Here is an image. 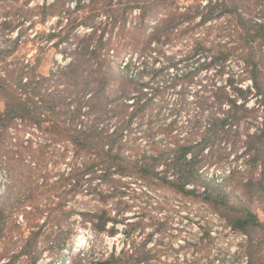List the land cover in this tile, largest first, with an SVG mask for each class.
Listing matches in <instances>:
<instances>
[{
  "label": "trees",
  "instance_id": "16d2710c",
  "mask_svg": "<svg viewBox=\"0 0 264 264\" xmlns=\"http://www.w3.org/2000/svg\"><path fill=\"white\" fill-rule=\"evenodd\" d=\"M16 27L0 45V241H13L0 264H37L48 242L64 257L73 215L113 236L108 199L128 180L207 203L248 236L245 264H264V0H42ZM27 44L34 54H17ZM48 49L64 62L41 73ZM233 58L240 72L227 69ZM260 107V126L242 127ZM227 162L220 180L204 173ZM132 229V249L98 264L148 262V238Z\"/></svg>",
  "mask_w": 264,
  "mask_h": 264
},
{
  "label": "rangeland",
  "instance_id": "374dc122",
  "mask_svg": "<svg viewBox=\"0 0 264 264\" xmlns=\"http://www.w3.org/2000/svg\"><path fill=\"white\" fill-rule=\"evenodd\" d=\"M41 1L31 0L29 4L25 5L24 0H0V45L8 44L9 38L15 36L18 27L14 31L10 30L13 26H18L21 23L22 11L27 6L33 5L34 2ZM179 1L188 2L190 0ZM51 22H48L45 27ZM37 28H42V26L37 25ZM34 52V47L27 44L19 48L17 54L26 53L28 57H31ZM54 59L60 63L64 62L59 54L54 53L53 49H48L43 55L38 70L41 73H47ZM240 68L241 65L235 58L227 63V69L233 72H240ZM219 82L223 83V79H219ZM250 83V80H246L244 85ZM254 102V98L250 99L247 105L249 107L257 106ZM2 109L3 100L0 97V111ZM261 110L260 107V111L243 122L242 127L248 126V129L253 131L256 126H260L263 114ZM229 149L228 146L226 151L228 152ZM240 152L241 149L237 153L231 151L230 159ZM0 153L4 154L5 151L0 149ZM228 163L210 165L204 169V173L212 174L220 180L228 173ZM231 164L235 163L231 162ZM237 164L246 167L243 158L239 159ZM60 167L63 168V165ZM258 173L259 168L253 171L255 176H258ZM4 177L5 174L1 169L0 190L6 183L3 180ZM128 181L122 188L123 193L120 196L108 199L113 213L119 212L118 218H120V222L117 224L118 230L113 236H108L105 232L92 231L89 222L84 225L78 215H73L71 222L75 233L66 242V247L63 249L64 257L55 248H51L52 242H48L37 264H98L99 261L106 259L113 250L118 252L123 247L132 249V242L126 234V230L131 226L134 228L131 232H133V236H136L137 242H143L145 238H148L145 247L151 250L153 256L146 264L246 263L248 236L232 229L207 203L200 199L183 197L156 186L149 187L139 180ZM11 183H15V180H12ZM227 189L233 192L237 198H244L243 190L236 181L229 182ZM97 204L98 202L91 195H79L81 208L94 210ZM258 215L260 219L263 218L262 211L259 209ZM15 219L24 226L21 213L17 214ZM0 242H2L0 246L3 247L4 245L10 246V242L13 241L4 238ZM37 249H42L40 241L37 243ZM14 251L15 249H10L9 254ZM7 257H3L2 261Z\"/></svg>",
  "mask_w": 264,
  "mask_h": 264
}]
</instances>
